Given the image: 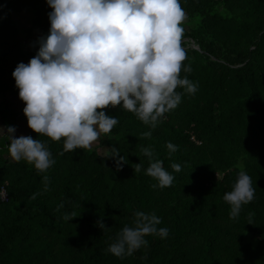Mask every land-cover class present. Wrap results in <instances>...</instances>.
<instances>
[{"label": "trees", "instance_id": "trees-1", "mask_svg": "<svg viewBox=\"0 0 264 264\" xmlns=\"http://www.w3.org/2000/svg\"><path fill=\"white\" fill-rule=\"evenodd\" d=\"M179 2L186 53L180 76L196 91L178 87L180 102L155 128L109 106L106 114L118 123L100 134L99 153L64 151L63 139L28 127L12 72L36 54L28 45L36 32L48 33L52 9L47 0H0V122L5 130L15 126L17 138L43 141L55 161L39 172L10 156L6 136L0 140V192L7 196L0 199V264H264V0ZM24 12L27 27L16 19ZM144 148L173 175L169 186H152ZM240 171L255 194L232 218L223 197ZM137 211L155 213L168 234L148 235L146 245L117 257L109 245L125 225L134 226ZM100 219L108 228L98 227Z\"/></svg>", "mask_w": 264, "mask_h": 264}, {"label": "clouds", "instance_id": "clouds-1", "mask_svg": "<svg viewBox=\"0 0 264 264\" xmlns=\"http://www.w3.org/2000/svg\"><path fill=\"white\" fill-rule=\"evenodd\" d=\"M47 4L52 9L48 33L38 37V51L28 63H18L12 76L25 102L22 111L28 127L51 140L63 139L64 151L91 147L101 133H108L118 123L106 114L109 106L120 105L155 128L180 102L178 87L196 91V84L180 76L186 53L181 44L185 12L179 0H47ZM183 69L191 71L189 65ZM15 131V126L0 128L9 141L10 156L46 172L55 161L45 143L31 135L17 138ZM143 135L151 136V131ZM167 147L176 146L168 142ZM111 152L120 166L123 156L114 146ZM143 152L150 162L146 174L157 181L152 186H169L173 175L161 160H152L150 148ZM140 167L136 164L135 170ZM172 168L179 171L180 165ZM254 194L251 177L240 171L223 197L231 206L230 216L238 217ZM160 222L155 213L137 211L134 226L125 225L109 251L117 257L131 255L148 243L146 236L166 237L169 230L158 227ZM97 225L108 228L102 219Z\"/></svg>", "mask_w": 264, "mask_h": 264}, {"label": "rangeland", "instance_id": "rangeland-1", "mask_svg": "<svg viewBox=\"0 0 264 264\" xmlns=\"http://www.w3.org/2000/svg\"><path fill=\"white\" fill-rule=\"evenodd\" d=\"M16 19L20 23L23 24L22 25L23 27H27L28 26V23L30 22L29 21V15L26 12L17 14L16 15ZM38 37H40V35H38V32H36V37H34L33 42L29 43V45H28V48L29 49L38 51V48H39V44L37 43ZM97 141H95L90 148H93V147L97 148ZM97 151L99 153H103L104 152V150L103 149H100V148H97Z\"/></svg>", "mask_w": 264, "mask_h": 264}, {"label": "built area", "instance_id": "built-area-1", "mask_svg": "<svg viewBox=\"0 0 264 264\" xmlns=\"http://www.w3.org/2000/svg\"><path fill=\"white\" fill-rule=\"evenodd\" d=\"M0 199H1V201H6L7 200L6 192H5L4 189H1Z\"/></svg>", "mask_w": 264, "mask_h": 264}, {"label": "crops", "instance_id": "crops-1", "mask_svg": "<svg viewBox=\"0 0 264 264\" xmlns=\"http://www.w3.org/2000/svg\"><path fill=\"white\" fill-rule=\"evenodd\" d=\"M0 128H4V126L1 124V122H0ZM3 138V136L2 135H0V140Z\"/></svg>", "mask_w": 264, "mask_h": 264}]
</instances>
